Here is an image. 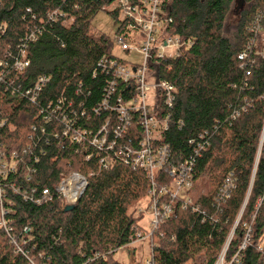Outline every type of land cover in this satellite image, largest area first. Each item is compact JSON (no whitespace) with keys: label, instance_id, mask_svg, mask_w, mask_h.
<instances>
[{"label":"trees","instance_id":"obj_1","mask_svg":"<svg viewBox=\"0 0 264 264\" xmlns=\"http://www.w3.org/2000/svg\"><path fill=\"white\" fill-rule=\"evenodd\" d=\"M114 2L0 0V147L22 159L3 180L4 203L13 210L18 244L39 264H123L114 253L141 229L131 207L148 194L147 173L120 159L100 169L95 148L86 160V149L60 132L61 113L94 133L104 121L106 113L96 109L109 75L98 63L110 53V37H95L93 21L100 11L118 18L117 9H106ZM166 3L167 32L192 47L153 65L157 78L175 88L163 111L169 126L162 142L177 157H195L194 182L207 176L208 190L195 198L198 211L173 202L174 213L153 233L158 242L149 264H215L225 247L228 261L237 254L233 264H264V0H244L232 23L235 0ZM22 50L27 67L19 71ZM41 76L49 80L32 101L25 93ZM138 135L132 131L128 140L137 146ZM70 170L87 177L73 210L65 211L59 197L41 205L23 199L33 187H54ZM0 264H30L2 228Z\"/></svg>","mask_w":264,"mask_h":264},{"label":"built area","instance_id":"obj_2","mask_svg":"<svg viewBox=\"0 0 264 264\" xmlns=\"http://www.w3.org/2000/svg\"><path fill=\"white\" fill-rule=\"evenodd\" d=\"M167 1L117 0L115 9L123 15L119 19L120 29L116 30L115 37H110V42L106 44V49L110 53L103 55L98 63L102 72H106L109 77L104 96L96 109V113L106 114L96 133L74 127V122L61 113L63 105L60 107V104H57L56 108L62 114V121L66 123L60 131L61 134L86 149V160L93 156L88 150L89 147H93L100 156V169L108 168L114 160L120 159L134 169H141L147 173L150 181L147 195L150 198L151 230L144 234L139 229L129 244L147 236L153 238V233L174 213L176 209L174 201H180L183 208L190 207L198 211L195 197L191 195L195 185V157L192 155L177 157L171 148L162 142L163 134L169 126V116L164 115L163 111L168 110L172 105L175 88L172 83L157 78V71L153 65H156L155 61L161 58L174 60L180 58L192 47L191 40L167 32V26L172 22V17L167 14ZM252 28L255 33L260 31L259 24H255ZM94 35L100 36L96 33ZM30 38L35 39V35L32 34ZM135 42H140V46L134 47ZM115 46L125 51L133 48L141 51L144 55L143 63H132L117 57L113 53ZM21 57L15 62V67L19 71L27 67L23 50ZM240 57H245V54ZM48 80V77L41 76L35 86L25 94L30 95L31 100L35 101ZM42 112L41 110L40 113ZM51 118V115L43 117L46 121H50ZM4 124L5 122L0 118V127ZM132 131L139 133L136 138L137 146L134 145L135 141L128 140ZM59 135L57 132V136ZM21 161L17 152L7 153L0 147V228L7 233L16 252L26 255L30 264H39L28 257L27 252L18 244L10 219L13 210L4 203L7 196L3 180L10 172H17ZM161 173L171 181L169 183L161 181L165 179L159 176ZM31 174L32 169L29 168L23 177L29 179ZM86 187L87 177L78 171L70 170L54 187L43 186L39 191L37 187H33L30 191L23 192L22 197L38 205L48 203L55 197L61 198L66 205H75L84 194ZM13 192L18 193L19 190L14 187ZM11 203L8 204L12 205ZM139 213L143 215L144 211L139 210ZM24 230L27 232L29 229ZM245 246L246 244L243 243L241 248ZM226 250L227 247L218 256L215 264H225ZM236 257L237 254L233 260Z\"/></svg>","mask_w":264,"mask_h":264},{"label":"rangeland","instance_id":"obj_3","mask_svg":"<svg viewBox=\"0 0 264 264\" xmlns=\"http://www.w3.org/2000/svg\"><path fill=\"white\" fill-rule=\"evenodd\" d=\"M237 0H235L233 12L229 16V21L235 22L238 18V10L239 7L237 6ZM117 6V0L111 5L108 6L106 9L114 10ZM123 17L122 13L119 12L118 18H115L112 14L108 13L107 11H100L94 18V27H95V33L97 35L105 34L109 37L114 38L116 30L119 26V19ZM134 47L140 46V42H135L133 44ZM113 53L117 55V57L132 62L141 64L144 61V55L141 51L133 48L130 51L122 50L119 46H115L113 48ZM260 152V151H259ZM260 153H258V156ZM208 190V182H207V176L201 178L194 186L193 191L191 192V195L195 198L199 197L200 195L206 193ZM149 202L150 198L149 196H145L138 200L132 207L131 210H134L135 215H140L141 218L139 220V225L141 227V231L144 232V234H147L151 230L150 222L152 220V217L150 215V209H149ZM139 210H143V215L139 213ZM247 236L244 239L243 243H247ZM152 241H154V244L158 242L157 237H150L147 236L143 239L137 240L136 242H133L131 244H127L119 249L116 250L114 253V258L119 260L123 264H132V263H138V264H149V260L151 258V245ZM241 244V246H242ZM226 248V247H225ZM224 248V249H225ZM224 249L221 251V253L224 251ZM227 252V250H226ZM220 253V254H221ZM235 256V255H234ZM234 259V257H233ZM233 259L231 261L227 260V256L225 255V264H233Z\"/></svg>","mask_w":264,"mask_h":264},{"label":"water","instance_id":"obj_4","mask_svg":"<svg viewBox=\"0 0 264 264\" xmlns=\"http://www.w3.org/2000/svg\"><path fill=\"white\" fill-rule=\"evenodd\" d=\"M243 4H244V0H238V7H239V8L242 7ZM259 151H260V150H259ZM259 153H260V152H259ZM74 207H75V205H66V206H65V211H71V210L74 209Z\"/></svg>","mask_w":264,"mask_h":264}]
</instances>
